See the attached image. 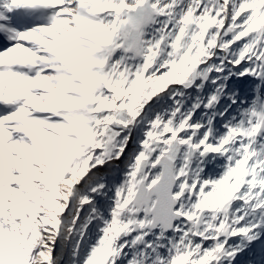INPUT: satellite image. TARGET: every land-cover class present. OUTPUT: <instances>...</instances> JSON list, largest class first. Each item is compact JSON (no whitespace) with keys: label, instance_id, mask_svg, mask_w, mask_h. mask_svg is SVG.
<instances>
[{"label":"snow or ice","instance_id":"obj_1","mask_svg":"<svg viewBox=\"0 0 264 264\" xmlns=\"http://www.w3.org/2000/svg\"><path fill=\"white\" fill-rule=\"evenodd\" d=\"M0 264H264V0H0Z\"/></svg>","mask_w":264,"mask_h":264},{"label":"rangeland","instance_id":"obj_2","mask_svg":"<svg viewBox=\"0 0 264 264\" xmlns=\"http://www.w3.org/2000/svg\"><path fill=\"white\" fill-rule=\"evenodd\" d=\"M226 103H227V100H224V99L221 100V105H224ZM233 107H235V106H233Z\"/></svg>","mask_w":264,"mask_h":264},{"label":"trees","instance_id":"obj_3","mask_svg":"<svg viewBox=\"0 0 264 264\" xmlns=\"http://www.w3.org/2000/svg\"><path fill=\"white\" fill-rule=\"evenodd\" d=\"M66 259V258H65Z\"/></svg>","mask_w":264,"mask_h":264}]
</instances>
